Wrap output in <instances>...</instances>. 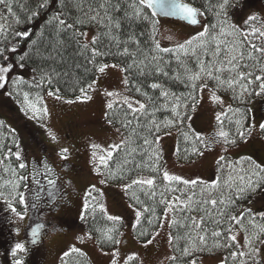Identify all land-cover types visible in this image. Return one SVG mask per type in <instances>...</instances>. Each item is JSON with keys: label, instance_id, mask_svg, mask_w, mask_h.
I'll list each match as a JSON object with an SVG mask.
<instances>
[{"label": "trees", "instance_id": "trees-1", "mask_svg": "<svg viewBox=\"0 0 264 264\" xmlns=\"http://www.w3.org/2000/svg\"><path fill=\"white\" fill-rule=\"evenodd\" d=\"M182 1L204 12L206 25L209 26V33L204 38L206 41L205 47H198L200 42L194 41L191 46H188L187 55L183 52L165 53L155 51L152 43L153 24L143 19L128 20L125 18V11L129 13L133 11L129 7L132 0H111L108 11L112 15L113 20L120 21L121 27L120 29L113 27L110 35L118 36L121 42L128 41L129 36H134L140 42L138 46L132 42H128L127 44L121 43L117 47L115 42L110 39V36L104 34L107 29L99 24L88 22L85 13L89 12V8H98L101 0H65V7L62 9L64 16L62 18L67 19L69 23H72L76 19L83 20V24L77 25V29L81 32H84L89 26H96L97 31L95 36L99 34L100 38V42L96 47L100 48L102 52L109 53L106 56L98 57L97 64L113 62L121 66H127L132 63V58L117 53L124 47H128L129 51L135 54L137 64L139 65V68L134 65L132 70L127 73L124 72V78L127 76L129 80L128 85H125V89L129 95L147 105V112L150 115L136 113L135 116L139 117L138 122L124 102H115L113 108L107 110V119L111 120V124L121 130L123 140L126 143L121 149L112 150L113 155L111 159H107V166L104 164L101 165L103 177L111 183H126L125 185H127L131 184L133 180L144 179L143 176L155 178V184L153 186L133 185L125 191L128 201L137 210L142 211L145 207L155 210L154 214L151 211L142 214L140 224H135L133 228V235L141 241H146L153 236L155 231L160 227L165 213V205L160 203V200L163 198L167 201H173L175 204L174 210L170 211V221L173 219L177 221L175 225L171 228L169 227V233L176 238L170 245V257L175 256L177 259L175 261L168 259L165 264H189L193 259L197 260L201 256H209L217 253L224 254V261L226 257L228 258L227 264H240L241 259L247 258L237 256L233 260L231 258V252L246 250L241 249L237 243H233L231 248L223 246L229 242L226 237L233 235L238 228H241L239 224L231 221L228 217L230 215H238L242 212L240 211L242 205L260 193L261 190H264V187L257 189L244 199L237 200L234 205L229 206L227 209H224L222 205H217L216 208H213L210 204H203L202 202L211 199L219 200L221 197L229 195V189L225 182L228 181L231 183L229 181V177L231 176L238 183V176L244 174L241 169H248L252 165V162L264 167L262 165L264 162V132L259 128L260 123H264V94H254L259 91L260 84V81L254 80L255 75L264 76V73L259 71L261 67H264V54L255 52V50L249 47V43L256 44L257 47H264V37H261L259 32L251 35L247 27L233 23L231 8H233L232 5L236 4V0H232V5L227 9L226 17L223 15L217 16L214 10H209L208 6L216 4L217 0ZM40 2L42 0H12L13 12L19 18L20 23H16L15 19L7 13L4 6L0 5V12L3 16L7 17L6 23L8 25L6 32L0 35V48L8 49L14 45L17 48L16 52L5 51L4 55L8 57L7 61L4 60L3 56H0V65H6L9 62L13 64L12 70L7 73L9 83L6 84L3 90L6 92L12 91L13 94L10 97L19 109L22 107L23 94L25 92L29 94V100L35 103L38 108H44L42 98L50 90L55 91L59 89V95L65 98L82 96L83 94L79 89L83 87L88 92L87 85L93 82L97 74L95 66L88 63L90 54L87 52H84L83 55L81 54L80 44L85 42L83 38L75 36L72 30L58 32L55 21L50 25L45 23L53 14L54 10H61L59 0H50V5L45 9L38 8ZM117 3H119L120 10L114 11L112 6ZM250 3H252V0ZM32 11H38L39 15L29 21L28 17ZM103 14V10H101V15L103 16ZM2 23H5V21L2 20ZM213 24L216 25V28L211 27ZM230 25L234 27H229ZM222 27L225 33L231 34L219 35ZM23 30H28L31 35L27 38H20L14 35L16 31ZM155 31L157 39L156 25ZM212 36H216L217 40L225 42L221 45L222 48L225 46L234 47L244 52L245 59L242 63L249 65V67L240 70L253 73V76L247 78L254 81L252 84H248L247 80H239L229 88L227 84L218 85L216 81L208 79L205 76L201 80L195 81V89L191 87L193 82L189 81L187 77L197 70L198 58L201 60L211 59V54L215 46V41L212 40ZM32 41H35V44H32ZM161 47L174 48L175 46ZM193 49H195V55L192 54ZM249 51L253 52V59L248 58L247 54ZM25 52L28 55L23 61H19L18 57ZM153 56L158 59L153 60ZM177 56H179V60ZM223 58L224 56L222 54L220 59ZM141 61H143L142 64L140 63ZM21 63L27 68H21L19 66ZM141 68L143 69V75L140 73ZM157 68L161 69L162 72H167L168 75L165 76L157 73ZM25 69H28L30 73L28 77L21 74ZM220 75L225 80H236L238 78L235 72H223ZM15 77L22 78V81L13 86L11 81ZM41 77L45 78L43 82L41 81ZM48 77H51L52 80L50 84L47 83ZM153 82L161 84L162 90L169 93L167 98L160 96L161 89L153 90L148 87ZM205 83L210 85L216 93H227L230 96L229 106L233 110L240 109V111H228V106L224 112L226 115L221 116L222 123L216 120L213 124L212 131L207 136L201 135L204 142L201 144L200 141L195 140L193 133L197 132L188 124V120L193 112V103L196 105L198 102L200 85ZM36 85L40 86L37 87ZM243 85L247 86V92H244ZM137 88H140V92L136 91ZM143 93H147V95H143ZM190 96H195L196 102L190 99ZM38 98H40L39 101ZM254 98H257L258 107L256 111L252 112L249 102ZM176 105H179L177 111L184 115L183 123L177 122L174 126L163 127L165 122L175 119L171 109ZM12 111H9V113H13ZM0 114L4 115L2 112ZM5 115V119L3 117L0 118V120L4 121V127H0V191L7 199L18 200L16 199L17 193L22 186H20L21 176L19 175L20 158L17 159L15 153L19 151L21 155L19 142L24 144L23 147L25 150L27 147L34 151L38 150L25 133L27 130L26 122L23 119H19L18 115L17 118L7 115L6 112ZM253 118L261 138L249 142L246 148L247 156L243 157V159L239 157L235 160L225 157V160L221 161L222 167L217 164L219 160L217 159L215 170L212 173H208L210 176H207V179H196L198 181L196 185H184L180 182L163 180V157L159 145L155 143L145 145L143 142L144 139H148L149 141L155 139V134L149 132L147 127L150 120H155L157 124L161 125V132L159 134L172 129L176 131V148L174 154L177 160L186 162L197 156L192 154L194 147L202 151L205 148L204 144H209V147L222 144L226 145L224 138L218 136L220 131L228 132L229 139L234 138L236 140L235 144L242 141L243 139L237 135V128L239 126L236 124V121L242 120L243 127L241 130L244 131L251 125ZM37 120L43 121L44 118L41 116ZM65 121V125L62 126L63 135H74L75 130H77L74 124L75 120L67 117ZM128 121H131V124H127ZM124 124H127V127L122 126ZM11 125L15 127L16 131L12 129ZM184 133H188V139H185ZM246 135L247 131L245 132V137ZM235 144L227 145L232 146ZM157 153L160 156L158 163L159 170L154 171L153 166ZM262 158L263 161H260ZM217 179L220 182L219 187L215 189L207 187V185L212 184ZM152 192L156 193L154 197L151 195ZM261 195L264 198V194ZM133 196L138 198L142 203H136V199ZM176 197H179V201L175 200ZM188 197H192L191 202L188 201ZM117 203L121 206L119 200ZM184 204H187L193 210H183ZM20 208L22 209V207ZM221 210L224 211L223 216L220 215ZM251 212L253 214H259L253 211ZM260 213H264V210ZM106 216L107 214L101 212L96 205H89L84 210L83 216L88 231L94 237L97 247L102 251L111 250L117 245V243L113 244L104 240V233L108 232L109 229H115L110 234L117 240L121 228V222L108 221ZM188 217H204L203 229L207 231L205 244L200 243L196 231H192L183 226L184 224H190L191 221ZM149 220H151V223H149ZM217 220L220 223H214ZM255 223L260 227H264V218L256 215ZM242 224L245 235H251L253 231L259 232V227L253 229L249 223L246 212ZM72 226L73 224H70L67 227L70 228ZM228 228H232L231 233L227 232ZM61 230L63 231V229ZM213 231H221L222 235L220 237H213ZM200 234H204L202 230ZM59 235H61L60 232ZM261 239H264V235H261ZM193 245H195L194 249ZM217 245L220 246L217 247ZM258 245L259 243H256L254 246L257 247ZM185 247L191 250V255L185 256L183 254ZM1 249L0 245V251H2ZM200 249L204 250L201 251ZM126 262L127 264H138V259L137 257L133 260L127 259L123 264H126ZM58 264L92 263L84 252L69 251L68 256H61Z\"/></svg>", "mask_w": 264, "mask_h": 264}, {"label": "rangeland", "instance_id": "rangeland-1", "mask_svg": "<svg viewBox=\"0 0 264 264\" xmlns=\"http://www.w3.org/2000/svg\"><path fill=\"white\" fill-rule=\"evenodd\" d=\"M250 2L251 0H236V4L234 3L235 6L231 8L232 21L237 25L247 27L250 32L253 27L260 31H264V0H252V3ZM0 15H2L1 12ZM252 15H255L257 20L249 22V24L246 25L245 21ZM197 18L199 23L193 25L170 18L157 17V40L160 45L163 47L176 46L178 43H182L203 31L204 26H206L205 17L202 15ZM0 23H2V20H0ZM96 31L97 28L95 25L89 26L84 31L87 33L86 40L90 41L92 37L95 36ZM83 40L85 41V38H83ZM105 63L109 65L116 64L113 62ZM21 74L27 77L30 75L28 69H25V71L23 70ZM124 79V72L120 70V67H108L103 73L97 71L94 79V90H89L87 92V95L90 96L91 99L77 100L76 97L65 98L60 95L61 99H57L55 96L48 95V92L43 95V107L47 108V116L41 114L44 118L43 121H40L41 130L43 137L51 147L50 150L47 151V162L41 160L43 152L31 150L29 147L25 150L23 147L24 144L19 142L21 154H23L25 162L28 164L26 165V169L29 173L31 171L29 180H36L40 171H43L45 175L39 177L56 180L58 176L56 171H60V163L65 160L70 161V159H75L79 164L80 178H84L86 181L87 190L85 189L79 192L76 198L74 225L70 228L66 226L59 229L60 225H55L54 222V224L51 225V231L42 238L43 243L40 244L47 248L46 264H58L61 256L64 255L65 252H69L73 247L84 252L92 264H111L113 259L112 253L114 251L118 253L116 256L117 264H123L129 256L137 257L138 264H165L170 257V211L167 212L166 219L164 213L161 222L162 226L160 225L153 236L146 241H141L133 235V228L136 224L135 213L137 209L131 205L126 197L124 190L126 183H111L108 181L103 184L100 183L102 179L105 180L103 175L100 174L102 165L100 157L104 156L107 159V152L113 150L110 149L109 146L119 144L123 140L121 130L108 122L109 120L106 116L108 110L106 105L108 101H113V104L115 102H124V99L127 97L129 102L133 103L134 107L139 106L135 102L140 100L132 97L126 92L125 84L123 83ZM213 90L214 89L210 85L204 88L203 91L199 89L198 102L188 120V124L198 134L203 136H207L208 133L212 131L213 124L217 120V113H224L229 106L230 96L227 93L221 94L215 92V94L222 99L223 103L213 102L210 98ZM105 91H113L119 93V95L108 97L104 94ZM6 93L5 90L0 89V112L4 113V115L0 114V118H6L5 112L7 115L16 118L18 115V118L23 119L27 123V126L30 127L27 121L30 118L31 120L29 123H33L32 120L34 118H31L32 114L28 112L26 115L22 112L21 109L16 106V103L13 102L12 98ZM69 100L74 102L67 103L66 101ZM249 103L251 111H256L258 107L257 98L250 100ZM3 104L7 105V107H5V105L3 107ZM14 107L15 109L13 110ZM9 111L13 113H9ZM67 117L75 120L74 124L77 129L75 130L76 135L68 134L69 136H64L62 133V126L65 125ZM254 121L253 118L251 125L254 124ZM11 127L16 131L14 126L11 125ZM49 130L55 135V140L49 136ZM159 135L161 139L158 145L163 157V172L167 171L170 175L180 176L185 180L207 179V176H210L208 173H212L215 170L217 159L221 156L232 160L238 159L239 157L242 159L247 156L246 148L249 142L261 138L260 132L255 125L250 133L247 132L246 137L237 144L232 146L222 144L210 146L207 149L203 148L201 151L203 155H197L190 161L181 162L176 159L174 154L176 148V131L172 129ZM93 144L99 147L93 149L91 147ZM62 148L68 149L67 159H62L59 155ZM93 152H95V156H93ZM260 161H263V158ZM263 163L262 165L264 166ZM43 164H47L51 172H48L47 168L42 167L41 165ZM96 167L99 168V173L94 170ZM60 173L66 175L67 171L64 167H61ZM143 177L144 179L149 178L147 176ZM93 186H95V190H93ZM49 190L50 194L54 191L60 194L53 203L56 204L57 200L60 199L63 186L55 184L54 186H50ZM261 194H264V190H261L260 193L243 204L240 211L251 209V211L255 213L262 212L264 210V198ZM2 197L7 198L4 195H2ZM85 200L88 201L89 205L98 206L103 204L107 215L121 218L118 221L121 222V228L117 238L119 243H117L116 247L113 249L102 251L97 247L94 237L91 235V238H89L90 232L86 227L85 219L84 217L83 219L81 218L82 215L84 216ZM118 200L121 206L117 203ZM37 203L38 202L35 204ZM30 207L33 208V206ZM12 218L15 228L14 233L17 235L19 234L20 227L23 225L24 219L22 215H17L15 213L12 215ZM32 219L33 217L30 218V224H33ZM61 229H63V231ZM57 232L58 234H56ZM59 232L61 235H59ZM233 235L236 236V241L240 248L247 251L248 249L243 247L245 235L243 229L238 228ZM149 240H151V243H148ZM37 247L38 246H36V248ZM257 247L260 248L259 259L264 262V245L259 244ZM24 255L25 247L24 251L17 250L15 255H12V258L15 260L23 258L24 261ZM196 262L197 264H223L224 254L217 253L209 256H201Z\"/></svg>", "mask_w": 264, "mask_h": 264}, {"label": "snow or ice", "instance_id": "snow-or-ice-1", "mask_svg": "<svg viewBox=\"0 0 264 264\" xmlns=\"http://www.w3.org/2000/svg\"><path fill=\"white\" fill-rule=\"evenodd\" d=\"M110 4H111V0H101L98 8H96V9L89 8V12L85 13V15L88 18V22L99 24L100 26L107 29V31L104 34L110 36V39L115 42L117 47H119V45L121 43L127 44L128 42H132L138 46L140 42L134 36H129L128 41L121 42L119 40L118 36L110 35L111 29L113 27L116 29H120V27H121L120 21L119 20H113L112 15L108 11V6ZM0 5L4 6L7 13L15 19L16 23H20L19 18L16 17L15 13L13 12L12 0H0ZM49 5H50V0H42V2H40L38 4V8L39 9H45ZM230 5H232V0H217L216 4L209 5L208 7H209V10H214L216 12L217 16L223 15L226 17L227 16V9ZM232 6L234 7L235 5H232ZM59 7L61 10L60 11L54 10L53 14L49 17V19L45 23L50 25L53 23V21H55L57 23L58 32L59 31L72 30L75 36L80 37V38H85V42L80 44V47L82 50L81 54L83 55L84 52H87L90 54V58L88 59V63L93 64L96 68V71H98L99 73H103L105 71V69H107L108 67H120V70L122 72L127 73L133 69L134 65L139 68V65L137 64V61L135 58V54L131 53L129 51L128 47H124L121 51H119L117 53L119 55L130 56L132 58V63L128 64L127 66H121V65H116V64L109 65L107 63L97 64L96 61H97L98 57H103V56H106L109 54L107 52H102L100 50V48L96 47V45H98L100 42L99 34L96 36H93L91 41H87L86 40L87 33L81 32L77 29V25L83 24L84 21L80 20V19H76L72 23H69L67 19L62 18L64 16L62 9L65 7V0H59ZM112 7H113L114 11L120 10L119 3L113 5ZM129 7L131 9H133V11H132V13L125 11L124 15H125L126 19H128V20L143 19V20L150 21L153 24L152 43L154 45L155 51L165 52V53L183 52L185 55H187L188 46H191L194 41L200 42L198 44V47H201V48L205 47L206 41L204 38L209 33V26H207V25L204 26L203 31L197 33L195 36L191 37L190 39H188L182 43H178L174 48H162L160 46L159 41L156 39L155 25L158 23V21L156 20V17L161 16V15H163L165 17L178 16L181 19L188 21L190 24L195 25V24L199 23L197 17L204 15V12H202L200 9L192 7L187 3H183L182 0H132V2L129 4ZM101 10H103V13H104L103 16L101 15ZM89 13H91V14L89 15ZM37 15H39L38 11H32L31 15L28 17L29 21H31ZM0 20L5 21V23H0V35H2L6 32L7 27H8V25L6 23L7 17L0 15ZM256 20H257V17L255 15L249 16L247 18V20L245 21V24L247 25V24H249V22L256 21ZM211 27L216 28V25L213 24V25H211ZM229 27H234V26L230 25ZM257 32H259V35L261 37H264V31H260L259 29L255 28V27H253L251 29V32L249 34L255 35ZM225 34L230 35L231 33H225L224 28L222 27L220 29L219 35H225ZM14 35L16 37H20V38H27L28 36L31 35V33L28 30H23V31H16ZM212 40L215 41V46H214V51L211 54V59L201 60L198 58L197 70L187 77L189 81L193 82L191 87L193 89H195L196 88L195 81L201 80L205 76L208 79L216 81L218 83V85L227 84L229 88H231L233 86V84L237 83L239 80H247L248 84H252L254 81L252 79H247V78L253 76V73L252 72H244V71L240 70L242 68H248L249 67V65L242 63L245 59L244 52L237 49V48H234V47L225 46L224 48H222L221 45L224 44L225 42L221 41V40H217L216 36H212ZM78 43H79V40H78ZM32 44H35V41H32ZM30 47H31V45H30ZM249 47L251 49L255 50V52L264 54V47H257L256 44H252V43H249ZM6 50L9 52H16L17 48L15 45L12 46L11 48H8V49L0 48V56H3L5 61L8 60V57L6 55H4ZM192 54L195 55V49L192 50ZM205 54H207V53H205ZM222 54H223L224 58L220 59ZM27 55H28L27 52H25L23 55H20L18 57L19 61H23ZM247 56L249 59L254 58L252 51H249ZM152 59L156 60L158 58L153 56ZM177 59L179 60V56H177ZM140 63L142 64L143 61H141ZM19 66L22 68L24 65L21 63ZM12 68H13V64L11 62L7 63L6 65H0V89H4L6 84L9 83L7 73H9L12 70ZM156 71H157V73H160L162 75H165V76L168 75L167 72H162V70L159 68H157ZM259 71L264 73V67H261L259 69ZM223 72H228V73H234L235 72V73H237L238 78L236 80H234V79H227V80L222 79L220 74ZM140 73H141V75H143V69L142 68L140 69ZM44 79H45L44 77H41L42 82L44 81ZM254 80L260 81L259 91L255 92L254 94L255 95L264 94V76L255 75ZM21 81H22V78L15 77L12 79L11 83L13 84V86H15L16 84H18ZM51 82H52L51 77H48L47 83L50 84ZM123 83L126 86L128 85L129 80H128L127 76L125 77ZM94 84H95V80H93L92 83L87 85V90H94ZM36 86L39 87L40 85H36ZM148 87L153 89V90L161 89L160 96L162 98H167L169 95V93L167 91L162 90V85L159 83L153 82L150 85H148ZM207 87H208V85L206 83L201 84L200 85V91H203V89L207 88ZM242 87L244 88V92L248 91L246 85H243ZM79 90L83 95L76 97L77 100L91 99V97L87 95L85 88L82 87ZM136 91L140 92V88H137ZM6 94L8 96H12L13 93H12V91H8ZM104 94L108 97H113V96L119 95V93H116L113 91H105ZM48 95L55 96L57 99H61V97L59 96V89H56L55 91L50 90L48 92ZM143 95H147V93H143ZM189 98L192 99L194 102H196L195 96H190ZM210 98L213 102L223 103L222 99L215 94L214 90L212 91V95ZM39 99L40 98H38V101H39ZM149 99H151V98H149ZM177 99H179V98H177ZM66 102L67 103H73L74 101L69 100ZM135 103L138 104L139 106L134 107L133 103H130L127 97L124 99V104L127 105V108L130 110L131 114H133V116L139 122V117L135 116L136 113H141L144 115H150V113L147 112V105L145 103H142L140 101H136ZM106 107H107V109H112L113 108V101L109 100ZM178 107H179V105L172 107L171 111L174 114L175 119L165 122L163 127L174 126L177 122L183 123L184 115H182L179 111H177ZM192 107H193V109L195 108V103H193ZM21 111L24 112L26 115L28 114V112H31L32 113L31 118H34V119L41 118V114L43 116H47V108L46 107L45 108H38L35 103H33L32 101L29 100V94L27 92H25L23 94V104L21 107ZM228 111L239 112L240 109L233 110L229 106ZM222 115H226V113H217L216 119L218 122L222 123V121H221ZM106 116H107V113H106ZM108 122L112 123L111 120H109ZM127 124H131V121H128ZM127 124H124L122 126L127 127ZM236 124L239 126L237 128V135L241 139L245 138V132L246 131L250 133L251 129L255 127V125L252 124L247 129L242 131L241 130V128L243 127L242 120H237ZM0 127H4V121H2V120H0ZM147 127H148L149 132L155 134V139L153 141H149L148 139H144V141H143L144 144L145 145H148L150 143L158 144L159 140L161 139V137L159 135V133L161 132V125L157 124L155 122V120H150ZM259 128L262 132H264V123H260ZM12 131H14V130H12ZM165 134H170V133H165ZM183 135L185 136V139H188V133H184ZM49 136L53 140L56 139L55 135L50 130H49ZM193 136H194L195 140L200 141L201 144L204 143L200 134L193 133ZM218 136L224 138V143L226 145L236 143V140L234 138L229 139V133L228 132L220 131L218 133ZM125 143L126 142L124 140H122L120 144L110 145L109 147H110V149L119 150V149H121V147ZM91 147L93 149H96L99 146L93 144ZM204 147L207 149L209 146L204 144ZM67 154H68L67 148H62L60 150L59 155L61 156L62 159H67ZM192 154L193 155H203V152H201L199 149L194 147L192 149ZM15 155H16L17 159L20 158L19 151H17L15 153ZM112 155H113V152L109 150L107 152V159H111ZM93 156H95V152H93ZM185 158H187V156H185ZM107 159L104 156L100 157L101 163L104 164L105 166H107ZM159 159H160V156L157 153L156 157H155V163L153 166L154 171L159 170V168H158ZM224 160H225V157L221 156L219 158V160L217 161V164L222 167L221 161H224ZM237 163H240V162H237ZM41 166L44 168H47L48 172H51V169L48 168L47 164H43ZM19 167L24 168V167H26V165L24 163H21L19 165ZM94 170L99 173L98 167H96ZM241 171H243L244 174L238 176V181H239L238 183H236L235 180H233V178L231 176L229 177V181H231V183H229L228 181L225 182V184L227 185V187L229 189V195H227L226 197H221L219 200H216V199L204 200L202 203L203 204H210L213 208H216L217 205H222V206H224V209H227L229 206L234 205L237 200L244 199L247 195L254 193L257 189L264 187V167H262L259 164H255L254 162H252V165L248 169H241ZM39 174L45 175V173H39ZM100 174L102 175V173H100ZM109 178H114V177H109ZM21 179L23 180L26 178L21 177ZM163 180L180 182V183H183L184 185H196L198 183L197 180H185L180 176L170 175L167 171L163 172ZM37 183H39V182H37ZM100 183L101 184L106 183V180L102 179L100 181ZM200 183H204V182H200ZM48 184L54 186L55 181L49 180ZM154 184H155V178L136 179V180H133L131 182V184L125 185L124 189H125V191H127V189H130L133 185L153 186ZM219 185H220V182H219V179H217L216 181H213L212 184L207 185V187L215 189V188L219 187ZM93 190H95V186H93ZM0 195H3V193H0ZM151 195L154 197L156 195V193L152 192ZM133 198L136 199V203H138V204L142 203L135 196H133ZM19 200H20V203L24 202L23 194H20ZM175 200L179 201V197H176ZM188 201L191 202L192 197H188ZM160 203L165 205L164 211H165V219H166L167 218V216H166L167 212L174 210L175 204L173 203V201H167L163 198L160 200ZM9 207H11V204H9ZM88 207H89V203L87 200H85V209H87ZM98 207H99V210L101 212L106 213V209L104 208L103 204L98 205ZM12 210L15 211L14 208ZM183 210L192 211L193 209H190L187 204H184ZM201 210H203V209H201ZM149 211L153 212V214L155 212L154 209H150L147 207L143 208L142 211L141 210L136 211L135 215H136V224L137 225L140 224V222H141L142 214L147 213ZM245 212L248 214L249 223L252 225L253 229L259 227V232L253 231L251 233V235L246 234L244 237L243 247H246L248 250L247 251H232L231 252V258L233 260H235L237 258V256H239L241 258L246 257L247 259H241L240 264H249V261H251V264H264V262H262L259 259L260 248L254 246L256 243H259L260 245H264V239H261V235H264V227H260L255 223L256 215H259L261 218H264V213L253 214L251 212V209H246V210L240 212L238 215H230L228 218L231 221H234L236 224H239L241 226V228H243L244 226L242 224V220L245 218ZM17 215H22V214L17 213ZM220 215L221 216L224 215L223 210L220 211ZM81 218L83 219V215ZM106 219L108 221L116 222V221H119L121 218L116 217V216L107 215ZM188 219L191 221L190 224H184L183 226L191 229L192 231H196L200 243L205 244L207 231H206V229H203V225L205 222L204 217H199V218L188 217ZM149 223H151V220H149ZM176 223H177V221L175 219L169 221V227L171 228ZM214 223H220V221L217 220V221H214ZM42 227H44V226L38 224V225H36V227L32 228L31 234H32V237L34 238L32 240V243H36V238L38 237L39 231ZM134 227H135V225H134ZM201 230L203 231L204 234H200ZM113 231H115V229H109L108 232H105L104 233V240H106L107 242L113 243V244L119 243V241L116 240L115 237L110 234ZM227 232L231 233L232 228H228ZM142 235H143V233H142ZM221 235H222L221 231H213L212 232L213 237H220ZM89 238H91L90 233H89ZM81 239H83V238H81ZM174 239H176V238H174L171 235V233H169V244L170 245L173 243ZM226 239L229 242L224 244L223 245L224 247L231 248L233 246V243H237L235 235H229L226 237ZM148 243H151V240H149ZM219 246L220 245H217V247H219ZM194 248H195V245H193V249ZM17 250L24 251L23 244H19V243L16 244L15 248L13 249V255H15ZM200 250L203 251L204 249H200ZM79 251L80 250L75 248V247L70 249V252H79ZM183 254L185 256H189V255H191V250L188 247H185L183 249ZM68 255H69V252L64 253V256H68ZM117 255H118V253L115 251L112 253L113 259H112L111 264H117V260H116ZM133 259H135L134 256L128 257V260H133ZM176 259L177 258L175 256L169 257V260H171V261H175ZM227 259L228 258L226 257L223 264H227ZM15 264H22V262L20 260H17L15 262ZM126 264H127V262H126ZM189 264H196V260L195 259L191 260L189 262Z\"/></svg>", "mask_w": 264, "mask_h": 264}, {"label": "flooded vegetation", "instance_id": "flooded-vegetation-1", "mask_svg": "<svg viewBox=\"0 0 264 264\" xmlns=\"http://www.w3.org/2000/svg\"><path fill=\"white\" fill-rule=\"evenodd\" d=\"M30 120L31 119L29 118L27 121L30 127H28L26 123L27 130L25 133L29 140L34 143L37 150L43 152L41 160H45L47 162V151H49L51 147L42 135L41 122L40 120L33 119V127V125L29 123ZM21 163L28 165L25 162L23 154L20 155L19 165ZM61 167H64L67 171L66 175H62L60 173ZM60 171H56L58 176L56 180L53 179L55 184L63 186L60 199L57 200L56 204L53 203L60 194L58 192L55 193V191L50 194L49 189L52 185H49L48 181L52 179L39 177L42 175L38 174V178L36 180H29L31 171L29 173L26 167L20 168L19 175L21 177H25L26 179L22 180L20 177V186L22 187L17 193L16 198L19 200L20 194H23L24 202L20 203V200L18 201L7 198H5V200L2 195H0L1 263L15 264L17 260L12 258L13 249L16 244L19 243L23 244L25 247V260L23 261V258L18 259L22 262V264H45L47 248L41 244L43 243L42 238L51 231V225L55 222V225H60V229L68 226L70 222L71 224L74 223L76 198L79 192L87 188L86 181L84 178H80L79 164L75 159H70V161L65 160L60 163ZM39 173H43V171H40ZM0 193L2 192L0 191ZM36 202L38 203L35 204ZM9 204H11V207H9ZM30 206H33V208ZM20 207H22V209ZM13 208L15 211L12 210ZM14 213H21L24 219L23 225L20 227L19 234L17 235L14 233V222H12V215ZM31 217H33V224L29 223ZM38 224L43 225L44 227L40 229L39 235L36 238V243H32L34 238L32 237L31 230ZM36 246L38 247L36 248Z\"/></svg>", "mask_w": 264, "mask_h": 264}, {"label": "water", "instance_id": "water-1", "mask_svg": "<svg viewBox=\"0 0 264 264\" xmlns=\"http://www.w3.org/2000/svg\"><path fill=\"white\" fill-rule=\"evenodd\" d=\"M183 3H185V2H183ZM160 17H165V16L161 15ZM166 18L177 19V20H180V21H183V22L189 23L188 21L183 20V19H181V18L178 17V16H169V17H166ZM189 24H190V23H189Z\"/></svg>", "mask_w": 264, "mask_h": 264}]
</instances>
